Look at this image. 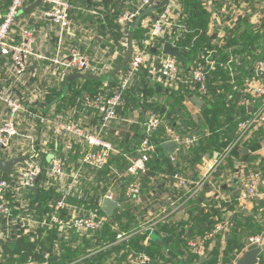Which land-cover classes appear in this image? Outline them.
Wrapping results in <instances>:
<instances>
[{"label": "crops", "instance_id": "obj_1", "mask_svg": "<svg viewBox=\"0 0 264 264\" xmlns=\"http://www.w3.org/2000/svg\"><path fill=\"white\" fill-rule=\"evenodd\" d=\"M37 1L26 5L21 18L23 24L36 31L37 45L36 56L32 58V64L20 81L14 77L12 65L8 58L0 57V128L8 115V108L2 99L3 97L10 93L24 107V111L20 112L17 117L18 135L12 140L9 151H5L0 146V150L6 152L0 151V157L6 158L3 160H11L21 157V155L29 156L30 153L34 152L37 154L36 161L40 165L46 162L47 166L45 167L47 169L54 159H62L66 164L67 176L62 181H53L47 175L44 187L56 189L58 193L62 194V199L82 212H89L86 209L87 207L81 203L89 190L91 195L102 198L98 201L101 210L105 195L109 192L114 194L115 201L119 204L117 210L121 208V205L126 211L128 207H131L132 220L129 218L127 220L132 221V223L127 220L123 223L128 229L133 226L130 227V232L133 233L131 238L122 243L115 244L116 239L113 242L104 244L113 246L91 261L90 264H125V257L128 254L140 252L133 246L138 245V239L136 238L141 235L144 239L139 245L149 250H158L161 253L160 255H151L143 251L140 252L149 255L151 264H237L241 256L251 246L250 239L255 236H264V127H254L249 131L231 153L234 159L232 167L230 168L228 161V163L219 166L211 176L210 183H206L203 190L191 195L190 198H185L184 194L186 192L188 194V191L191 190V184L188 189L186 188V191L179 189L173 175L179 172L188 183L196 182L197 184L207 174L208 167L212 166L223 152L214 153L213 155L209 152L204 153L202 162L191 169L180 155L183 151H189L190 148L181 149L175 143L177 148L171 154L166 151L165 142H162L161 145L166 157L169 159L171 155L177 157L176 163L170 160L176 172L173 173L166 168L152 171L149 168L148 174L141 176L143 184L141 195L137 198L128 199L126 198L127 187L124 189V185L118 183L122 178L120 175L111 181V185H107V192L103 196L102 191L105 185L97 188L93 185V182H91V185L89 184L95 173L91 174L92 177L90 178L83 173L86 165L81 164V159L85 151L89 149L87 142L77 137L57 136L54 123L73 122L83 125L91 133H99L103 116L95 109L86 107V98L96 96L108 98V89L112 84V81L106 78L109 73L112 77L119 75L121 83L130 67L132 57L123 71L116 75H113V72L120 65H117L119 57L123 55L124 59L127 54L129 35L133 30L131 25H135V29L138 24L142 23L141 27L147 33L148 30L145 28L147 21L141 18L134 24L122 26L120 32H128V38L125 42L122 40L117 43L116 37L119 31L115 26L118 24V20L115 26L108 27L106 19L109 16L115 19L117 13H120L121 16L127 10H137L140 6L138 1L112 0V5L108 7L106 0H93L92 5H89V7L85 3L86 0H69L72 11L75 9L77 12L71 14L72 26L70 31L62 36L59 27L42 16L43 11L48 8L42 2L27 10L34 6ZM128 1H132V5H129ZM186 1L173 0L170 4L174 7L176 13L174 23L177 26L186 27L189 33H184L183 29L177 30L175 36L167 33L165 37L170 42L167 41L162 45L160 51L155 47L152 54H164V46L170 43L173 49L182 55L179 60L187 67H192L205 64L204 54L217 50L215 55L217 64L210 73L207 94L200 95L188 86L179 85L177 88L172 87L174 92L181 91V88H187L195 92L194 96L190 97L184 94L183 97L169 98L170 93L165 88V84L154 78L151 70H149L148 90L151 93L149 95L141 90L136 96L141 99L142 103L150 102L152 105L162 107L170 106L167 105L168 100L172 103L176 99L180 100V104L184 108V115L177 122H183V129L178 131L164 116L159 114L174 129L175 135L183 138L199 137V142L196 145L206 135H201V131L190 127V124L198 123L202 125L204 110L210 104H215V102L222 104L224 106L223 115L233 118L239 123L232 142L237 141L240 125L250 120L256 112L264 107V99H256L244 93V86L249 81L264 83V72L259 73L257 71L259 64L264 63V0ZM4 2L5 0H0V11L6 13L11 2L8 7H4ZM159 11L158 9H155L156 13H150L149 10L145 11L143 17L145 19L154 18ZM144 36H142V39L145 38ZM18 37L19 35L16 34L15 38L18 39ZM142 39L133 41L134 49ZM73 47L80 49L84 55L89 57L95 68L104 70L101 74L87 73L98 79L73 77L76 72L67 71L57 63L63 61ZM155 50H158V53H154ZM185 53L190 54L187 56ZM136 77L134 76L132 79L131 88L136 83ZM101 79L104 81L103 84L100 81ZM88 80H95L96 84L90 83ZM195 98L201 100L206 107L198 106L194 101ZM126 105L125 100L124 105L118 108L121 110V112L118 111V119L113 121L109 128L101 131L102 138L113 147H115L114 144L107 140L111 135L114 138L121 139H124V136L127 135L134 137L136 130L139 129L143 135L146 132L147 113H154L151 109H148L143 115L141 114L142 108L134 109L132 107L131 110L126 109ZM186 115L188 117L185 118ZM142 117L143 121L141 120ZM187 118L189 121H186ZM225 130L227 131L228 128L225 127ZM182 134H188V136ZM165 135L167 136L166 131ZM154 154H158L157 150ZM6 155L9 157H6ZM159 162L162 165L161 161ZM22 164L18 165L19 169L17 166L13 170L11 181L16 180L18 172L26 166L27 162ZM76 173L79 175L77 181H74L73 176ZM254 173L261 176L262 182L259 186L261 196L255 200L243 201L241 200L242 191ZM26 193L27 190L19 196L20 205L18 208L22 206L19 210L23 211V216L34 218V214L28 208ZM53 205L55 204L51 206ZM52 211H54L53 208ZM91 211H97L106 219V223L111 222L108 218H111L116 212L114 211L112 216H108L102 210L106 214V216H103L98 209H92ZM63 213L69 214L68 211H63ZM1 217L3 221L0 223V233L9 237L5 240L0 239V244L9 242L17 234L14 231V221ZM110 225L112 231L117 232V235L125 233L120 230L124 226L118 223H111ZM202 225L208 227L210 231L212 230L208 234H211L217 227H222L223 231L210 239L206 245V253L198 256L194 253L190 244L195 241L199 242L202 239L201 234L193 237H184V235L181 237L180 234L183 229L186 230L187 235H190L189 232L192 230H196V233H198L200 229H198V226ZM9 231L10 235H8ZM100 232L103 233V230L84 234V237L88 236L90 238L84 239L83 237L77 245L84 247L85 244L83 245V243L86 241L95 243L98 240L95 234ZM31 235L27 236H31V240L35 241V235L37 234L33 233ZM174 236L176 237L173 238L174 240H169ZM70 238L78 239L75 235H71ZM230 241L231 244L236 246L244 245V248L240 251L234 250L236 257L230 259V262H226L225 250L228 248ZM155 244L156 246L153 247ZM181 244L188 245L187 250L184 251L185 247ZM96 245L86 248L84 253L88 249L98 247L101 244ZM260 246H264V242ZM60 255H62V251ZM2 258L4 260L9 258L19 260L21 257L17 255L5 256L0 247V259ZM45 263V260L40 262V264ZM259 264H264V251L260 255Z\"/></svg>", "mask_w": 264, "mask_h": 264}, {"label": "built area", "instance_id": "obj_2", "mask_svg": "<svg viewBox=\"0 0 264 264\" xmlns=\"http://www.w3.org/2000/svg\"><path fill=\"white\" fill-rule=\"evenodd\" d=\"M140 4L137 10H127L120 16L118 24L120 26L131 25L141 20L147 21L145 28L148 30L146 37L137 44L133 51L130 67L124 79L114 89L111 97L103 98L101 96L87 97L86 107L95 109L99 112L102 118L101 129L98 134L91 133L89 129L81 124L56 122L55 134L57 136H71L77 137L87 142L89 149L85 151L81 159L82 165H87L92 169L100 170L108 165L113 154L119 152L107 143L101 135V131L109 128L110 124L118 119V108L122 107L125 103V93L131 89L132 79L140 72L141 69L151 70L154 78L159 79L165 85L170 87H179L185 85L195 90L200 95H206L208 92V82L210 73L214 70L217 59L215 55L217 50L210 53L206 52L203 56L205 64L194 65L187 67L174 55L166 54H152L155 49L157 41L163 39L167 33L175 36L176 31L183 29L184 33H189L186 27L177 26L174 22L176 13L174 7L169 1L164 7L159 8L164 0H136ZM41 2L48 8L43 11L42 16L45 19L52 21L59 27L61 35L68 33L72 26V5L69 0H41ZM132 5V1L127 2ZM162 3V4H161ZM28 4V0H12L6 13L0 11V57H6L12 65V73L19 81L26 74L28 68L32 64V58L36 56L37 36L36 31L28 25L23 24L21 18L23 12ZM160 10L154 18L149 17L145 19L143 13L145 11L155 12V9ZM156 13V12H155ZM151 18V19H150ZM142 20V21H143ZM18 34V39L15 35ZM67 71L78 73H103V69L95 68L92 61L84 55L80 49L73 47L69 50V55L61 62ZM259 73L264 72V63H260L257 67ZM244 93L256 99H264V83L256 81H249L244 86ZM8 108V115L0 128V146L5 150L11 149L12 140L18 135L17 117L20 112L24 111L23 105L16 99L11 97L8 93L2 98ZM164 127L167 133L165 135V144L174 142L182 148H191L199 142V137H181L175 135L174 129L166 123L160 114L147 113L146 132L144 138L140 143L138 149V157L129 158L131 166L122 177L131 176L133 181L128 184L126 189L127 198H137L142 193L143 184L141 176L148 174L149 163L154 153H156L157 146L153 143V137L158 130ZM254 127H264V107L256 112L253 117L240 125L237 141L230 143L223 151L221 157L208 167V172L201 181L195 183H188L187 180L176 172L173 175L176 186L179 189L186 190L191 184V190L188 194H184L185 198L197 194L203 190L206 183H210L211 176L215 173L216 169L225 164L235 147L243 140L246 134L249 133ZM168 139V141H167ZM126 158L128 155H124ZM37 154L34 152L29 154V161L25 167H22L18 172V177L15 181H7L0 179V215L7 218L9 221H14V231L17 232L18 237L21 235H31L38 233L40 229H47L49 232L57 231L60 236V243L56 242L54 249L49 250L44 255L45 264L50 262L54 256H61L62 240L67 242L68 245L76 249L77 243H80L84 234L94 233L102 230L106 219H104L97 211H80L72 207L66 200L62 199L55 205L51 206L54 211L51 215L43 219H35L30 216H23L22 213L15 214L14 209L11 207L9 201V193L15 192L19 197L23 191L33 189L38 183V178L42 176L44 168L36 161ZM170 160L174 163L177 162L175 155L170 156ZM49 175L50 180L62 181L66 176V164L62 159H54L51 166L45 171ZM78 173L73 176L74 181L78 179ZM261 176L254 173L249 178L244 186L241 194V200H255L261 196L259 186L261 184ZM112 201H115L114 194L109 192L105 195ZM15 208V210L21 209ZM178 209V207H177ZM63 211H68L65 216ZM223 231L222 227H217L211 234L201 237L202 239L191 242L190 246L194 253L202 256L206 253L207 242L212 239L216 234ZM131 233H119L116 237V243H122L129 240L132 236ZM10 235V231L8 233ZM71 235H75V242L72 244ZM9 236L0 233V239L5 240ZM264 236H255L250 239V245H262ZM113 245L98 246L88 249L86 253L81 255L77 260L68 264H90L91 261L101 256L105 251ZM41 246L36 250L40 252ZM25 264H38L34 256H31ZM125 264H151L149 255L140 252H133L125 257Z\"/></svg>", "mask_w": 264, "mask_h": 264}, {"label": "trees", "instance_id": "obj_3", "mask_svg": "<svg viewBox=\"0 0 264 264\" xmlns=\"http://www.w3.org/2000/svg\"><path fill=\"white\" fill-rule=\"evenodd\" d=\"M193 0H187L186 2H192ZM11 0H5V4L4 7H8L10 4ZM34 2H36V0H28V3L33 4ZM72 2V1H71ZM93 0H86V5H92ZM106 5H108V7L110 5H112V0H106ZM90 7V6H89ZM191 8V6H190ZM162 10V9H160ZM75 9L71 12V14L76 13L77 11H75ZM120 13H117V18L115 17V19H113L112 17H108L106 19V24L108 25V27L110 26H115L117 20H119V15ZM80 15V13H79ZM78 17H82V16H78ZM105 21V20H104ZM128 26V25H125ZM135 25H131L132 27V31L131 34H133L134 36V41L136 40H140L144 37H146V31L143 30L142 23L138 24L137 27H135ZM122 26L120 25H116L115 28H117V30L119 31L118 36L116 37V41L121 42L123 40V42H125V40H127L128 38V32H120ZM124 27V26H123ZM141 30V31H139ZM167 41H169V39L167 37L160 39L157 41V49H159L160 51V47H162V45H164ZM170 42V41H169ZM154 53H158V50H155ZM125 54V53H124ZM160 54V53H158ZM187 56H189L190 53H185ZM184 54V55H185ZM123 55H121L117 61V65L120 64L123 60ZM148 76H149V70L148 69H141L139 74L136 77V83L134 85L133 88H131L129 91H127L125 93V97H126V109H131L132 107L134 109L136 108H142L141 109V114L144 115V113L148 110L151 109L152 112L156 113V114H161L162 116H164V118L166 120H168L172 126L175 129H178V131H180L181 129L184 128L183 126V122L181 123V121L177 122V120H181L183 118L184 115V108L183 106L180 104V100L176 99L174 103L170 102L168 100V104L170 105L169 107L166 106H157V105H152L150 102H146V103H142L141 99L138 98V96H136L138 94V92H140L142 90V92H146V93H151L150 90H148ZM107 79H110V81H112V84L109 86L108 89V93H107V97H111L114 93V89L120 84L119 81V75L118 76H111V73H109L106 76ZM90 83H95V80H88ZM103 84L104 81H102V79L100 80ZM96 84V83H95ZM165 88L167 89V91L170 93L168 96L169 98H176L177 96H181L183 97L184 94L189 95L190 97L194 96L195 92H192L190 89L187 88H181V91H176L174 92L172 87L165 85ZM195 91V90H194ZM197 93V92H196ZM172 94V95H171ZM147 95V94H146ZM150 95V94H149ZM148 96V95H147ZM168 98V99H169ZM140 99V100H139ZM147 99V98H146ZM223 108L224 106L222 104H219L217 102H215V104H210V106H208V108H206L204 110V115H203V123L202 125L198 124V123H193L190 124V127H193L194 129H196L197 131H201V135H206V137H204L203 140L200 141V143L198 145L193 146L192 148L189 149V151H183L180 155L182 157V159L186 162V164H189V166L191 167V169L195 168L199 163L202 162V156L204 153H211V155H213L214 153H221L225 150V148L234 140L235 137V132L238 129V121L234 120L233 118H228L226 115H223ZM119 112H121L120 109H118ZM128 114V113H127ZM124 114V115H127ZM188 117L187 115L185 116V118ZM141 120L143 121V117L141 118ZM186 121H189V119L187 118ZM185 122V121H184ZM225 127L228 128V130H225ZM146 131V130H145ZM136 135L134 137H131L130 135L124 136V139L121 138H114L113 135H111L107 140L112 142L114 144V148L119 152L118 154H113L108 165L106 167H104L103 169L100 170H95L92 169L91 167L87 166L85 167V171L83 173H85L88 178L92 177L91 174H94V177L90 180V185L91 182H93L94 186H97V188L101 187L102 185H105L104 189H103V196L104 194H106L107 192V185H111V181L116 179V177L120 176L121 174H124L125 172H127V170L130 168L131 163H130V159L129 158H136L138 157V149L140 147V143L142 141V139L144 138L143 135H145V132L141 133L140 129L137 131L136 130ZM186 133V132H184ZM208 133V136H207ZM183 136H188V134H182ZM123 137V136H122ZM154 143L157 145V152L158 154H154L150 163H149V168H151L152 171H157L158 169H168L171 172H176V169H173V164L171 163L170 159L166 157V154L164 152V149L161 145V143L165 141V128L161 127L157 133H155V137L153 139ZM124 155H128L127 158ZM22 156V155H21ZM160 157V159H159ZM232 157V158H231ZM46 161V160H45ZM159 161H161L160 165ZM230 163V168L232 167V165L234 164V159L233 156L231 155L226 162ZM227 162V163H228ZM44 168V172L42 174L43 179L37 183L36 187L33 189H28L27 193H26V198L28 200V208L31 209V212L34 214V218L40 220L43 219L46 216H49L52 214V208L51 205L52 204H56L60 199H62V194L58 193V191L54 188H46L44 187L45 184V179L47 177V172H45L47 170V168L45 166H47V163L45 162L43 165H41ZM14 173V171L12 173H4L2 171H0V179L3 180H7V181H11V175ZM133 181V178L131 176L128 177H122L121 180H119L118 183H122L124 185V189L127 187V185L129 183H131ZM90 191V190H89ZM86 192L83 200H82V204H84L89 211L90 210H94V209H98L100 211V213L103 216H106V214L100 209V207L98 206V201L99 199L101 200L102 198H99L97 195H91L90 192ZM186 191V190H185ZM102 196V197H103ZM9 201L11 204V207L14 209V213L18 214V213H23V211L20 210H15V208H17L20 205L19 202V197L16 195L15 192L11 191L9 193ZM127 198V197H126ZM128 199V198H127ZM128 211V212H127ZM124 210L123 209V205H121V208L119 210H117L115 212V214L111 217L108 218V220H110L111 222H107L105 223L104 227H103V233L100 232L99 234L96 233L95 237L98 239L95 243H92L91 241H86L83 243V245L85 244V248L84 247H79L77 246L76 249H73V247H71V245L69 246L67 242H64L62 240V255L61 256H54L49 264H68L70 262H73L75 260H77L81 255L84 254V251L86 250V248L91 247L93 245H104L108 242H113L114 240H116L117 237V232H113L112 228L110 227L111 223H118L121 226H124V228L122 227V229H120L121 231L125 232V233H131V228L133 226H130L129 229L125 227V225L123 223H125V221L129 218L132 220V215H131V207H128V210ZM65 216H67V214L63 213ZM1 215H0V223L3 221L1 219ZM128 221V220H127ZM130 223H132V221H128ZM200 228V229H199ZM198 233H196V230H192L190 231V235L186 234V230L183 229L182 233L180 234L181 237L184 235V237H193L196 236L197 234H201L200 236L203 237L205 235H207L209 232H211L208 227H203L202 226H198ZM32 236V235H31ZM31 236H25L22 235L20 238L17 236V234L14 235V238H12V240H10L7 243H1L0 247L3 250V254L5 256L7 255H17L19 257H21L19 260H14L13 258H9V259H0V264H23L26 263L29 259L30 256H34L35 260L38 261V264H40V262H44V255L47 251L54 249V245L56 242L60 243V236L59 233L55 230L52 232H49L47 229H40L38 230L37 235H35V241L31 240ZM90 237H84V239H87ZM133 238V237H132ZM173 238H176L175 236L172 237L169 240H174ZM72 239V238H71ZM136 239H138V245H135L133 247H135V249H137V251H143L146 252L148 254L151 255H160L161 253L158 250H149L146 247H143L141 245H139V243L142 241L144 237L138 236ZM76 239H72V244L73 242H75ZM167 240V241H169ZM184 243V242H181ZM182 245V244H181ZM38 246H41V250L40 252H38L36 250V248ZM155 245H153V247H155ZM185 248L183 249L184 251L187 250L188 245L186 246L185 244L182 245ZM244 245H239L236 246L235 244H231V241L229 242V246L228 248L225 250V261L226 262H230V259H233L234 257H236V254L234 252V250H243ZM155 252V253H154ZM219 254V252L217 253V255ZM235 254V255H234ZM6 258V257H4ZM168 262V260H166ZM183 264H188V263H183Z\"/></svg>", "mask_w": 264, "mask_h": 264}, {"label": "water", "instance_id": "obj_4", "mask_svg": "<svg viewBox=\"0 0 264 264\" xmlns=\"http://www.w3.org/2000/svg\"><path fill=\"white\" fill-rule=\"evenodd\" d=\"M168 1L169 0H166L162 5L159 6V8L164 7L168 3ZM39 4H41V0H38L34 6L30 7L27 10H30ZM159 8H157V9H159ZM133 41H134V36H133V34H130L129 35V44H128L127 54H126L125 58L123 59V61L120 63V65L115 69V71L113 72V75L120 73L128 65V63H129V61L133 55V51H134ZM164 54L174 55V56H177L178 58H182V55L178 51H175L170 43H168L164 46ZM73 77L83 78V79H92V78L98 79L95 76L84 74V73H78V72H76ZM194 101L196 102V104L198 106H200L202 108L206 107V105L203 104L202 101L199 100L198 98H195ZM164 147L168 153L172 154V153H174V150L177 148V145L175 143H169V144H166ZM28 160H29L28 155H24V156L14 158L11 160L0 159V171H2L4 173H12L13 170L18 165H20L24 162H27ZM41 179H42V176H40L38 178V182ZM118 208H119V204L116 201H112L108 198L104 199L103 205H102V210L108 216H112L114 211H116ZM263 251H264V246L253 244L247 249V251L244 253V255L241 256V258L239 259L237 264H259L260 263V255Z\"/></svg>", "mask_w": 264, "mask_h": 264}, {"label": "rangeland", "instance_id": "obj_5", "mask_svg": "<svg viewBox=\"0 0 264 264\" xmlns=\"http://www.w3.org/2000/svg\"><path fill=\"white\" fill-rule=\"evenodd\" d=\"M12 98H13V96H11ZM5 103V102H4ZM6 105V104H5ZM7 106V105H6ZM1 152H3L2 150H0ZM3 153H6L5 151L3 152ZM8 155V154H7ZM6 155V157H9V156H7ZM0 158H2V159H6L5 157H0ZM8 159V158H7ZM23 165V164H22ZM20 167L18 166V169H19Z\"/></svg>", "mask_w": 264, "mask_h": 264}]
</instances>
